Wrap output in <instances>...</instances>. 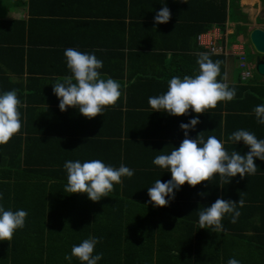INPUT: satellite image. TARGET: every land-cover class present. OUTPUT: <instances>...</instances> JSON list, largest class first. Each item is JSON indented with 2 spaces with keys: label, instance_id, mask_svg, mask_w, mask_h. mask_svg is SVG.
<instances>
[{
  "label": "trees",
  "instance_id": "trees-1",
  "mask_svg": "<svg viewBox=\"0 0 264 264\" xmlns=\"http://www.w3.org/2000/svg\"><path fill=\"white\" fill-rule=\"evenodd\" d=\"M14 1H21V5L26 6L31 22L29 25L35 24V18L39 15H33L35 1ZM100 1L104 6L96 16H90L89 12H73L75 22H63L72 25L69 29L71 40L64 44L66 49L74 48L83 53L95 54L99 59L98 55L103 47L100 42L106 37L113 38L115 49L123 50L118 51L123 62L130 55H145L150 60L146 59L142 63L149 67H142L144 71L139 68L137 74L135 70L125 69L123 66L121 79H124V69L129 75L141 76H129L128 88H125L124 82L116 79L121 84L120 100L115 107L107 108L103 116L94 119L85 118L74 108L61 112L59 99L54 91L41 79H34V84L42 91L37 94L40 98H37L38 101H29L43 105V110L39 105L25 111L20 108V133L7 145L0 146V193L3 194L0 205L6 210L22 209L28 213L25 227L17 230L10 242L0 241V264H80L75 257L71 262L65 260V255H71L73 245L80 244L89 236H95L100 241L94 250V255L103 254L98 264H217L223 250L216 249L213 242L215 236L212 235L218 234L211 232V229H201L199 219L190 222L182 220V196H179L182 189L175 193L174 200L169 198L170 207L167 208L168 212H175L177 222L171 221L165 213L152 214L157 208L149 203V195L146 196L147 189L157 179L167 182L172 178L171 174L164 176L150 173V156L154 150L151 143L167 147L165 153H170L173 147L178 148L182 143L184 131L180 125L189 123L196 115L192 111L183 117L154 112L147 110L146 102L143 101L165 93L173 76L183 78L185 75L198 73V53L205 52L198 47V35L212 25H223L226 19L237 25L236 34H246L251 23L239 9L240 0H186V8H182L181 17L177 18L179 22L174 21L182 24V27H179L180 31L172 29L176 33L172 35L173 42L158 43L148 32L142 31L136 34L139 39L144 38L145 43L138 45L132 41L133 32L125 42L122 34L126 28L124 19L133 13L134 4L146 6L153 0ZM161 1L167 7H180V0ZM232 8L235 11L231 15ZM26 25L21 20L0 23L10 35L20 40L18 44L21 46L14 50L15 60H18L20 67L28 64L24 59L25 53L28 55L32 50L26 49L25 52L23 47L24 39L27 37L29 40L31 33L26 30ZM129 26L131 31L135 29V24ZM19 31L26 34L23 33L19 38ZM94 39L101 40L91 41ZM30 46L36 45L34 43ZM209 54L213 61L222 62L221 74L224 76V57ZM138 65L136 64L137 68ZM68 73L71 75L70 70ZM24 74V69H20L17 72L19 82L10 85V88L17 90L19 99L28 87L23 83ZM161 74L164 81L159 77ZM2 79L0 75V81ZM136 85V92L133 93L132 88ZM229 87L236 89L237 95L233 101L241 106L246 105L250 111L245 116L250 115L253 110L248 103L264 104V88L263 91L260 90L262 87L252 88L243 84ZM4 92L7 91L1 90L0 94ZM138 101L141 103H137ZM221 104L222 102L215 109L216 112H222ZM216 118L220 119V114ZM200 127L206 129L200 124L196 126ZM142 129L148 133H139L138 130ZM92 159H100L105 165L114 168L123 164L132 169L134 175L131 179L122 178V185L115 184L109 197L98 203L89 200L86 194L65 193L67 173L64 164L69 160L83 163ZM115 207L119 210L116 213ZM184 221L187 222L186 226L194 228L197 236L195 244L191 237L186 241L182 239V234L179 235L177 229L180 227L182 230ZM167 233V237L162 236ZM200 238L204 239V245H198Z\"/></svg>",
  "mask_w": 264,
  "mask_h": 264
},
{
  "label": "clouds",
  "instance_id": "clouds-1",
  "mask_svg": "<svg viewBox=\"0 0 264 264\" xmlns=\"http://www.w3.org/2000/svg\"><path fill=\"white\" fill-rule=\"evenodd\" d=\"M181 2L186 3V0ZM154 19L157 25L167 24L171 19L170 9L165 5ZM223 25L231 29L235 35L228 37V42L231 41L229 43L235 41L237 37L245 44L243 34H236V30H233V27L236 28L234 24L226 19ZM218 27L224 28L222 25ZM198 47L205 51L198 53V73L185 75L183 78L173 76L168 82L165 93L148 99V104L154 112H166L175 117H183L189 114L190 110L196 113V118L180 125L185 138L179 147H173L170 153L163 151L153 160L156 166L170 172L172 177L167 182L157 179L154 185L147 189L150 202L157 208L169 206V198L174 200L175 193L186 184L195 188L205 182L212 183L218 176V185L223 187L224 184L231 183L232 179L238 175L241 179L255 175L258 170L256 160L264 161V139H257L255 134L248 130H236L228 137V141L234 143L242 141L250 149L246 155H241L237 151L229 154L224 143L215 135H209L206 140L203 133H200L196 139L189 136V132L200 123L199 116L210 109H216L221 102L233 101L237 95L236 89L230 88L225 82L226 76L221 74L222 62L213 61L207 49L199 45ZM244 49L246 55V47ZM254 53L253 50L251 54ZM64 55L71 75L64 77L62 82L58 81L53 86L54 94L59 99L61 112L74 108L78 109L85 118L94 119L103 116L107 108L117 105L122 96L121 84L111 77L101 75L102 60L95 54L83 53L74 48L66 49ZM216 56L224 57L221 54ZM229 58L224 57V61ZM247 64L253 66L250 71L255 70V64H251L248 60ZM236 67L239 70L238 65ZM22 106L17 90L0 94V146L7 145L15 135L20 133ZM253 112L257 123L264 125V104L257 105ZM64 168L67 173L64 192L69 195L86 194L89 200L96 203L109 197L115 184L122 185V178L131 179L134 175V171L123 164L119 168H114L105 165L100 159L83 163L79 160H69L64 164ZM205 195L201 193L202 197ZM2 199L3 194L0 193V200ZM244 206L245 202L242 198L238 203L218 198L211 206L197 211L199 226L201 229H211L213 233H223L225 232L222 223L224 217L231 216V223H236L241 215L238 208ZM27 215L25 210H6L3 205H0V241L10 242L15 232L25 227ZM99 242L97 237L89 236L80 244L73 245L71 255L66 254L65 260L71 262L75 257L80 264H98V261L103 258L102 253L94 255ZM227 264H240V262L230 258Z\"/></svg>",
  "mask_w": 264,
  "mask_h": 264
},
{
  "label": "crops",
  "instance_id": "crops-1",
  "mask_svg": "<svg viewBox=\"0 0 264 264\" xmlns=\"http://www.w3.org/2000/svg\"><path fill=\"white\" fill-rule=\"evenodd\" d=\"M31 1H35L33 4L35 9V11L33 10V15L39 14L38 17L35 18V24L33 25H29L31 22L28 16V10L25 9L26 6L21 5V1L0 0V23H2L3 21L12 20L25 21L27 24L26 30L31 31V33H29V40L26 37V39H24L25 45L23 46L25 52L26 49L28 50L32 48L31 52H29L28 55L27 53H25L26 58L24 59L28 62V64L25 63L20 67V65H18L20 64L18 60H15L16 52L14 51L21 46L20 44H18L20 40H17L15 37L10 35L6 27L0 26V75L3 78L0 81V92L1 90H14L13 88H10V85L12 83L17 84V82H19V76H17V72L20 69H24L25 74L22 76V79L24 81L23 83L28 85V87L25 88V91H23V97H21L22 94L20 96V100L22 101L23 105L21 108L24 111L39 105L29 101V99L36 101H38L37 98L40 99L39 95L37 94H40L42 90L34 84L35 78L41 79L49 86V89L53 90V86L56 82H62L64 77L70 75L68 73L69 69L67 68L66 57L64 55V51L66 50V46L64 44L65 41L68 42L69 40H71L69 29L72 25L67 23L69 22V20L71 23L75 22V15L73 14V12H89L90 16H96L98 11L102 9L101 7L104 6V3H102L100 0ZM128 1L129 0H127V2ZM134 5L135 7L133 9V13H130L129 18L125 17L124 19V21L126 22V28L125 33L123 32L122 34L125 37V42L129 38L130 33L133 32L132 41L138 45L144 44V38L139 39L136 34V32L142 31L148 32V34L151 35V37H153L158 43L163 44L164 42H173L172 35H175L176 33H173L172 29L175 28L174 30L180 31L179 27H182V24L177 23L179 22L177 18L181 17L182 8H186V3H183L180 0L178 2V5L180 6L179 8L176 6H168L171 12V19L167 24L159 25L155 23L154 18L156 14L161 10V8L165 6L164 2H162L161 0H153L149 1L146 6L137 4ZM254 5L260 6L258 19L264 20V0H240L239 9L243 14H247V10L245 7H249L247 12H250L253 10ZM176 8H178V10ZM138 10L140 11L138 12ZM9 14L14 15V18H12V16H10ZM65 14L73 15L66 16ZM227 21L229 22L228 19ZM132 23L135 24V26H133L135 28L133 31L129 29V25ZM250 23L252 25L254 21H250ZM251 25L248 26V28H252ZM85 31L88 32L89 30ZM229 31H231V29H229ZM23 33L25 32L19 31V38L23 36ZM111 39L113 42L111 41ZM111 39L106 37L101 42L98 41L101 39L91 40L98 41L103 44V47H101L102 50L98 55L99 59L103 61V68L100 70L101 75L103 77H111L114 80H121L122 82H124L125 88H128L130 85L128 82L129 76L138 77L141 76V74L137 76L129 75V73L125 69L131 68L133 71H136L135 73L139 74V68L142 71H144L142 67L148 69L149 65L142 62H145L144 60L146 59L150 60V57H147L145 55H130L128 59L123 62L121 54L118 52L123 50L115 49L116 46L114 39ZM34 43L36 46H30ZM124 51L127 53V50ZM251 52L253 53V49ZM168 58H170V55L168 56ZM231 62L233 63V65H235V59L229 58L227 61H224L223 68V74L224 76H226L225 82L229 86L243 84L248 85L252 88L262 87L260 90L263 91L264 84L256 85L251 83L252 71H250V77L243 80L241 77H238V75L235 74L232 65H230ZM136 64H140V66L138 65L137 68ZM163 64H165V62ZM157 65L161 67L159 64ZM123 66L125 67L124 79H121V70ZM131 69L129 70V72H131ZM67 73L69 75H67ZM148 73L153 74L152 72ZM154 74L158 75L156 73ZM159 77L162 81L165 80L162 74ZM9 81L10 83H8ZM137 85L132 88L133 93L136 92L135 90L137 88ZM148 92L151 93V90H149ZM143 102H146L147 110H153L148 104V98H146ZM234 102L235 101L222 102V112H216L215 109L206 111V113L204 114L206 116L202 115L199 119V124L201 126H205L206 129H201L202 127H195L194 130L189 132V136L192 139H196L198 138V135L200 133H203L206 140L209 135H215L224 143V147L226 151L229 152V154L232 151H237L241 155H246L250 149L246 147L242 141L238 143L228 141V137L234 131L243 129L254 133L257 139H264V125L257 123L253 110H251L252 113L250 115L245 116V113L250 112L247 110V106H241L237 102ZM137 103L141 102L138 101ZM244 104H246L245 101ZM248 105L251 109H254L257 106V103H248ZM219 106L220 105L218 104L217 108ZM39 108L43 110V105H39ZM194 114L196 115L195 112ZM218 114H220V119L216 118ZM138 132L143 134L148 133L143 129L138 130ZM184 138L185 135L184 132H182V141ZM151 144L154 146V150L152 155L150 156V173L157 175L171 174L170 172H166L153 163L154 158L157 155L162 154L161 152L163 151L165 153L167 147L159 145L158 143V145L153 143ZM159 149L161 152L158 153ZM256 164L258 170L255 175L246 176L244 179H241L238 175L232 179L231 183L224 184L223 187H220L218 185L219 177L217 176V178L210 184L205 182L204 184L198 185L195 188H192L191 186L186 184L181 188L182 194L179 196H182V220H189V222L198 220L199 217L197 211L200 208L211 206V204H213L218 198L235 201L237 203L239 202L240 198H242L245 202V206L243 208H238V210L241 212V215L239 216L237 222L231 223V216L226 215L222 221L225 232L217 233V236L212 235L215 236L213 242L216 246V249L223 250L222 256L220 258L221 262L219 263V259L217 264H227L230 258L237 259L240 264H264V161L257 159ZM201 193H205L206 195L202 197ZM146 196H148V194H146ZM153 207L155 206L153 205ZM169 207L170 206H167L162 209L155 207L158 210L154 209L152 211V214L159 213L164 215L165 213L167 214L168 218H171V221L177 222V220L174 218L175 212H168L167 208ZM118 211V208L115 207V213ZM182 223V230H180V227H178L177 229L179 230V235L182 234V239L186 241L189 237H191L192 243L195 244L197 236L194 232V228L192 229V227L186 226V221ZM194 227H196L195 224ZM168 235L169 233L165 235L163 234L162 236L167 237ZM173 235L176 236V233H173ZM203 243L204 239L200 238L198 240V245ZM205 248H207V244Z\"/></svg>",
  "mask_w": 264,
  "mask_h": 264
},
{
  "label": "rangeland",
  "instance_id": "rangeland-1",
  "mask_svg": "<svg viewBox=\"0 0 264 264\" xmlns=\"http://www.w3.org/2000/svg\"><path fill=\"white\" fill-rule=\"evenodd\" d=\"M262 6V5H261ZM259 5L257 6H253V10L250 11V12H247L248 11V8L249 7H245L246 8V15L248 17V19L252 22L254 21V23H252L251 27L252 28H259V27H262L263 30H264V20H257L258 17H259V13H260V10H259ZM234 8H232V13L231 15L233 14L234 12ZM242 13V11H241ZM10 16H12V18H14L12 14H9ZM17 18V17H16ZM257 20V21H256ZM232 24V23H231ZM235 26H237L235 23H233ZM259 25H262V26H259ZM224 28L223 29H220L217 27V25H212L209 29H207L205 31V33H202L200 35V41H201V46L204 47L205 49L209 50L211 44H213V46L216 48L219 46L220 43H224L226 41V38L229 37V36H235L232 31H229V28L225 27L224 25H222ZM251 28V29H252ZM233 30H236L235 27H233ZM244 40H245V47H246V55H247V60L248 62H250L251 64H255V61L257 58H260V56H258V54L254 53L253 55L251 54V51H252V48H251V44L248 40V31L246 34H243L242 35ZM235 39H238L237 37H235ZM208 44L210 46H208ZM169 55H167L168 57ZM168 64V62H167ZM230 65H232L233 67V71L235 72V74L238 75V77L240 76V71L237 69V67H235V65H233V63L231 62ZM251 83L252 84H256V85H263L264 84V78L259 76L255 70H252V80H251Z\"/></svg>",
  "mask_w": 264,
  "mask_h": 264
},
{
  "label": "built area",
  "instance_id": "built-area-1",
  "mask_svg": "<svg viewBox=\"0 0 264 264\" xmlns=\"http://www.w3.org/2000/svg\"><path fill=\"white\" fill-rule=\"evenodd\" d=\"M218 27V26H217ZM219 28V27H218ZM198 45L201 46L200 36L197 38ZM209 48V53L221 54L225 58L233 57L237 61L238 68L240 70V77L245 80L250 77V70L253 66L247 64L245 55V44L242 40L236 39L232 43L228 42V37L224 43H220L218 47H214L212 43Z\"/></svg>",
  "mask_w": 264,
  "mask_h": 264
},
{
  "label": "water",
  "instance_id": "water-1",
  "mask_svg": "<svg viewBox=\"0 0 264 264\" xmlns=\"http://www.w3.org/2000/svg\"><path fill=\"white\" fill-rule=\"evenodd\" d=\"M248 40L256 54L261 56L255 61V71L264 77V30L262 28H249Z\"/></svg>",
  "mask_w": 264,
  "mask_h": 264
}]
</instances>
